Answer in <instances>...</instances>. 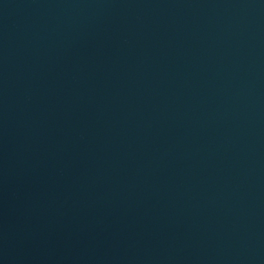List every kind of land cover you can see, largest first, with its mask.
Returning a JSON list of instances; mask_svg holds the SVG:
<instances>
[{"label": "water", "instance_id": "95a60500", "mask_svg": "<svg viewBox=\"0 0 264 264\" xmlns=\"http://www.w3.org/2000/svg\"><path fill=\"white\" fill-rule=\"evenodd\" d=\"M0 264H264V0H0Z\"/></svg>", "mask_w": 264, "mask_h": 264}]
</instances>
